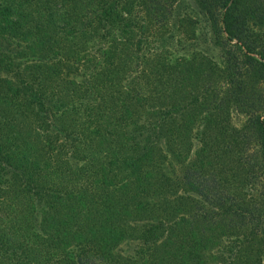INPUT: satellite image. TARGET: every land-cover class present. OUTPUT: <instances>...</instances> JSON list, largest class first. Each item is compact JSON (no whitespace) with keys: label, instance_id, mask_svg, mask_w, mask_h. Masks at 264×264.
<instances>
[{"label":"trees","instance_id":"1","mask_svg":"<svg viewBox=\"0 0 264 264\" xmlns=\"http://www.w3.org/2000/svg\"><path fill=\"white\" fill-rule=\"evenodd\" d=\"M207 257L264 264V0H0V264Z\"/></svg>","mask_w":264,"mask_h":264},{"label":"rangeland","instance_id":"2","mask_svg":"<svg viewBox=\"0 0 264 264\" xmlns=\"http://www.w3.org/2000/svg\"><path fill=\"white\" fill-rule=\"evenodd\" d=\"M183 2H184V3H188L189 0H183ZM208 257H209V256H208ZM208 257H207V258H208ZM205 264H216V263H215L214 261H212L211 258H208V259L206 260Z\"/></svg>","mask_w":264,"mask_h":264}]
</instances>
